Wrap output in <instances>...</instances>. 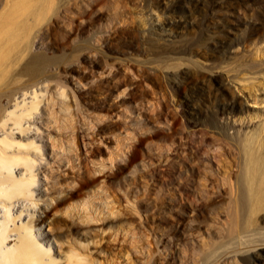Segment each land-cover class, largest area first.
<instances>
[{
  "label": "rangeland",
  "instance_id": "1",
  "mask_svg": "<svg viewBox=\"0 0 264 264\" xmlns=\"http://www.w3.org/2000/svg\"><path fill=\"white\" fill-rule=\"evenodd\" d=\"M57 2L60 10H51L44 21L26 22L31 29L28 39L46 56L50 64L45 71L53 75L42 103L50 99L57 117L67 107L62 114L71 118L64 130L53 123L52 136L74 153L56 150L55 155L66 156L61 163L50 156L49 161L63 182H72L82 173L91 182L81 197L68 201L71 206L101 188L117 213L89 224L74 217L61 230L94 234L101 264H179L181 247L193 248L195 264H202L201 258L218 239L214 231H194L192 215L180 224L175 214L186 205L175 196L172 166L180 165L178 153H192L196 141L190 135L180 140L171 122L176 120L175 128L185 133V115L195 118L201 110L199 118L207 120L213 113H204L205 107L212 103L220 122L263 125L264 0ZM169 84L185 88L172 93ZM214 89L225 92L220 94L225 99L213 98ZM61 90L64 96L60 97ZM183 107L185 114H181ZM225 156L231 170L236 169V156H230L227 148ZM212 164L218 170L217 162ZM38 182L37 198L43 195L41 176ZM162 194L167 195L166 204ZM201 215L200 220L206 218L205 212ZM48 231L43 226L37 232ZM182 231L185 240L180 243ZM46 241L51 251H59L53 238ZM142 246L153 253L150 259L133 248Z\"/></svg>",
  "mask_w": 264,
  "mask_h": 264
},
{
  "label": "bare ground",
  "instance_id": "2",
  "mask_svg": "<svg viewBox=\"0 0 264 264\" xmlns=\"http://www.w3.org/2000/svg\"><path fill=\"white\" fill-rule=\"evenodd\" d=\"M51 10H60L55 0H5L0 7V264H101L96 257L101 253L96 249L98 240L91 237L94 234L61 229L74 217L83 222L81 224H89L117 214L113 205L105 200L101 188L100 193L96 190L71 206L68 201L81 197L91 182L82 173L65 183L64 177L56 178L55 174L59 173L49 161L50 156L61 163L62 156H66L55 155L56 150L74 153L53 139V123L64 130L71 118L62 114L67 107L59 111V118L51 110L50 99L45 98L46 103H42L43 92L47 91L53 75L45 71V66L50 64L46 56L35 50V41L28 39L31 29L26 22L34 18L40 23ZM220 84L222 86L221 81ZM184 88L169 84L172 93ZM221 93L217 91L213 98L225 99ZM58 95L64 96V91ZM232 100L235 102L234 98ZM213 107L212 103L205 107L204 113H213L207 120L199 118L201 110L195 112L197 118L185 115V133L175 128L176 120L171 122V129L175 135L180 134V140L190 135L196 141L192 153H178L180 165L172 166L177 180L173 186L175 196L186 205L175 214L180 224L187 214L192 215L196 221L194 231H214L218 240L203 255L202 264H264V123L253 128L220 122ZM181 114H185L184 107ZM214 147L218 150L211 153ZM226 148L230 156H236L233 164L236 169L231 170L230 163L225 162ZM212 161L217 162L218 170L213 169ZM225 167L230 169L228 173L223 171ZM146 172L151 178L152 170L148 168ZM39 176L44 185L43 195L37 198L34 186ZM173 179L169 181L171 184ZM160 199L167 203L166 194ZM203 212L206 218L200 220ZM43 226L49 229L46 235L37 232ZM190 237L193 238L192 233ZM49 238L57 242L58 252L48 247ZM184 240L185 231H182L179 241ZM82 241L89 242L83 245ZM133 248L137 253L146 254L147 259L153 254L150 249L142 250L143 246ZM181 249L179 264H195L193 248Z\"/></svg>",
  "mask_w": 264,
  "mask_h": 264
}]
</instances>
